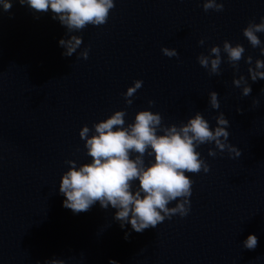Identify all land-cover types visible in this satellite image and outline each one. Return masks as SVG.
<instances>
[{"label": "water", "instance_id": "water-1", "mask_svg": "<svg viewBox=\"0 0 264 264\" xmlns=\"http://www.w3.org/2000/svg\"><path fill=\"white\" fill-rule=\"evenodd\" d=\"M261 17L264 0H225L222 12H205L203 0H116L107 24L67 33L51 12L33 13L18 0L10 11L0 6V264L53 258L66 264H264V79L249 77L248 97L233 85L234 77L249 76V54L253 63L264 59L243 35L249 21ZM72 34L83 36V44L65 57L59 40ZM258 35L264 41V33ZM224 40L246 49L239 72L222 53L221 74L210 76L197 57ZM163 46L176 48L179 58L163 55ZM84 48H90L87 60L79 56ZM136 79L143 86L129 107L122 94ZM212 90L219 109L210 107ZM256 97L260 105L253 107ZM125 108L126 123L150 108L166 124L200 111L213 128L223 112L229 142L241 149L239 157L219 150L212 157L214 143L201 145L197 150L211 167L186 173L194 180L189 214L142 233L130 223L121 228L117 209L98 202L75 214L59 192L66 160L91 161L81 128ZM151 159L146 156V164ZM250 234L258 237L254 250L243 247Z\"/></svg>", "mask_w": 264, "mask_h": 264}, {"label": "clouds", "instance_id": "clouds-1", "mask_svg": "<svg viewBox=\"0 0 264 264\" xmlns=\"http://www.w3.org/2000/svg\"><path fill=\"white\" fill-rule=\"evenodd\" d=\"M36 14L51 12L52 18L65 26L67 33L82 32L89 25L100 27L108 23L111 10L116 0H18ZM225 0H203L205 12L214 10L222 12ZM13 0H0L3 11H10ZM36 18H39L37 16ZM258 33H264V17L257 23L250 20L243 29V35L252 46L259 48L264 55V41ZM83 44V36L72 34L70 38H61L59 46L64 49L62 55L71 57ZM199 44L203 46L205 39ZM163 55L179 58L176 48L163 46ZM246 49L243 44L235 45L224 40L222 47L214 45L207 54L201 53L197 60L208 70L209 75H220L222 55L226 54L228 64L239 72L240 61L244 59ZM90 48H84L79 56L87 60ZM249 54L245 60L249 76L234 77L233 85L241 88L242 97L252 94L249 83L264 79V59ZM143 86V80L136 79L123 93L127 106L133 104V98ZM264 95V89H261ZM209 104L212 109L220 108L219 94L212 90L209 93ZM155 100H148L154 106ZM253 107L260 105V98L253 99ZM237 112L243 113L242 107ZM127 108L116 110L106 119L95 122L91 127L85 124L80 130V138L85 141L86 155L91 161L77 166L76 160H66L70 165L63 173L59 192L65 199L63 206L75 214L90 211L97 202L101 208L111 206L117 209L114 219L120 222L121 228L128 223L132 230L142 233L149 228H156L166 218L174 215L186 217L191 210L190 197L194 180L186 173L199 174L210 171L209 163L202 158L197 149L201 145L213 144L208 155L215 157L217 150L227 151L233 157L241 155V149L229 142L230 121L223 112L215 116L213 128L204 114L197 111L186 122L166 124L160 112L150 108L142 109L135 114L134 121L126 123ZM79 151V148L77 149ZM133 154L134 158H133ZM154 157L146 164L145 157ZM138 180V186L134 187ZM176 202L175 206H169ZM131 233H125V239ZM258 246V237L250 234L243 247L254 250ZM39 264V262H37ZM45 264H66L65 260L53 258ZM109 264H118L110 259Z\"/></svg>", "mask_w": 264, "mask_h": 264}]
</instances>
